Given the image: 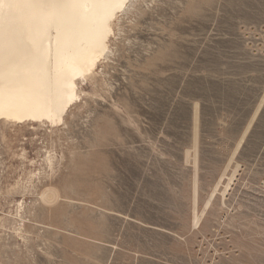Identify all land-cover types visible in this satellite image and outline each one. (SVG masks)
I'll return each mask as SVG.
<instances>
[{
	"label": "rangeland",
	"instance_id": "obj_1",
	"mask_svg": "<svg viewBox=\"0 0 264 264\" xmlns=\"http://www.w3.org/2000/svg\"><path fill=\"white\" fill-rule=\"evenodd\" d=\"M78 90L0 119V264H264V0H135Z\"/></svg>",
	"mask_w": 264,
	"mask_h": 264
},
{
	"label": "bare ground",
	"instance_id": "obj_2",
	"mask_svg": "<svg viewBox=\"0 0 264 264\" xmlns=\"http://www.w3.org/2000/svg\"><path fill=\"white\" fill-rule=\"evenodd\" d=\"M135 0H0V119L55 123Z\"/></svg>",
	"mask_w": 264,
	"mask_h": 264
}]
</instances>
